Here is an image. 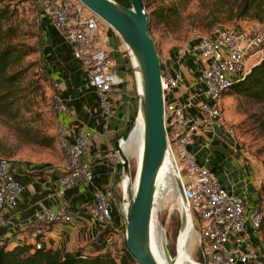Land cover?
I'll return each mask as SVG.
<instances>
[{"label":"built area","instance_id":"obj_1","mask_svg":"<svg viewBox=\"0 0 264 264\" xmlns=\"http://www.w3.org/2000/svg\"><path fill=\"white\" fill-rule=\"evenodd\" d=\"M29 1L37 7L36 15L49 18L72 46L74 58L84 67L87 81L97 93L103 115L106 119H111L115 110L112 94L119 90L124 78L118 73L110 55L109 29H106L104 20L79 0ZM195 41L193 54L207 61V67L196 78L200 94L205 97L199 103V112L203 126L209 130H217L227 124L224 95L234 82L249 73L254 65L252 60L260 56L264 45V28L253 30L216 25L209 35L197 34ZM161 62L163 65L165 60L161 59ZM183 83L182 72L162 71L169 147L191 209L194 230L203 246L205 262L264 264L253 251L243 249L247 242L245 222L248 220L258 231L263 225L264 214L261 207L256 205L249 211L245 198L226 189L215 174L199 164L187 149L188 145L194 143L195 134L201 128L187 113L191 98L198 93L193 94L187 102H166L168 96L174 94ZM52 108L56 119L59 114L69 111L56 91L52 93ZM57 134L59 145L66 156L64 171L57 181V192L63 196L77 184H88L94 179L93 166L86 157L93 132L90 128L83 127L75 140H72L69 127L61 124ZM13 168L10 160L0 158V212L16 204L22 189ZM113 186L98 188L91 206L93 218L106 229L113 226L114 212L121 203L118 204ZM72 219V213L65 206L43 209L38 213L31 231L34 246L43 247L42 239L47 236L53 224L70 223ZM0 224H8V220L2 215ZM88 255L90 254L84 252L81 257Z\"/></svg>","mask_w":264,"mask_h":264},{"label":"crops","instance_id":"obj_2","mask_svg":"<svg viewBox=\"0 0 264 264\" xmlns=\"http://www.w3.org/2000/svg\"><path fill=\"white\" fill-rule=\"evenodd\" d=\"M39 21L44 37V64L53 78L52 93L58 92L69 109L68 113L59 114L57 126L66 124L72 140H75L83 127L92 130L93 139L86 157L93 166L94 179L88 184H77L62 196L57 192V181L64 171L66 161L61 165H14V175L22 189L16 204L0 212L8 220L7 225L0 224V244L6 245L8 249L24 242L34 245L31 231L38 213L47 207L62 205L72 213L73 219L70 223L53 224L47 236L42 239L43 247L62 252L83 250L91 255L103 252L120 254L118 240L123 225L121 210L114 212L113 226L106 229L93 218L91 206L96 190L113 186L120 173L121 163L113 151L114 143L122 136L128 122L138 111V94L129 74L130 58L126 48H123L120 36L113 30H108L110 55L124 82L112 94L114 115L111 119H106L97 93L89 85L84 67L74 58L70 44L49 18L39 16ZM195 45L194 39L188 47L171 50L164 56L162 71H180L184 76V83L171 95V101L187 102L193 94L198 93L191 98L187 113L201 128L195 134L194 143L188 145L187 149L199 164L215 174L226 189L244 197L250 211L257 205L258 198L255 171L250 159L239 152V146L228 124L217 130H209L203 126L198 106L205 97L200 94L196 78L205 70L207 63L203 67L197 62L192 50ZM263 51L261 59L264 58ZM245 227L247 242L243 249L253 251L257 259L264 262L263 235L248 220Z\"/></svg>","mask_w":264,"mask_h":264},{"label":"rangeland","instance_id":"obj_3","mask_svg":"<svg viewBox=\"0 0 264 264\" xmlns=\"http://www.w3.org/2000/svg\"><path fill=\"white\" fill-rule=\"evenodd\" d=\"M143 1L146 12L149 14L150 34L156 43L161 59H165V54L171 50L188 47L197 34L209 35L216 25L237 29L264 28V0H247L246 7H244V0ZM160 10L165 11L166 19L156 17ZM19 11L22 29L19 38L22 37L27 42L32 52L24 58L22 63L24 69L22 86L25 95L22 107L19 110L17 107H12L7 110V114L0 113V158L10 160L13 165L20 164L24 167L46 164L61 165L65 163L66 156L58 142L57 119L52 108L53 78L46 71L44 64V54L41 50L44 45L42 46L39 40L40 36L42 37V28L36 15L37 7L27 0L19 5ZM105 27L113 30L107 23ZM114 32L117 34L116 31ZM123 48H126L124 42ZM262 50H264V45ZM194 56L197 62L204 67L207 61L198 55ZM261 58L262 53L255 57L252 63H257ZM129 63L130 80L136 88L135 74L130 59ZM224 97L225 120L232 129L239 152L248 156L254 168L258 186V205L264 214V100L231 92L226 93ZM172 98L173 96L169 95L166 102H173ZM136 115L137 113L128 122L126 130L134 124ZM35 132L46 136L51 144L45 146L32 141L30 138ZM113 151L121 163L116 148H113ZM129 159L134 176L138 161L136 152H131ZM122 174L121 164L120 173L113 186L118 204L122 201ZM160 193L157 206L158 224L166 232L167 247L173 259H176L179 256V237L184 229L180 230L179 209L181 205L178 201V194L173 190L164 189ZM195 227L197 228L196 224ZM118 241L119 248L122 250L125 244V228L121 230ZM186 257L188 258L187 264L205 262L203 246L196 232L186 251ZM183 261L184 258L181 264Z\"/></svg>","mask_w":264,"mask_h":264},{"label":"water","instance_id":"obj_4","mask_svg":"<svg viewBox=\"0 0 264 264\" xmlns=\"http://www.w3.org/2000/svg\"><path fill=\"white\" fill-rule=\"evenodd\" d=\"M79 1L117 32L126 45L134 70L139 100L136 121L114 143L121 159L122 181L126 179L122 186L120 210L127 249L139 264H160L152 247V225L154 218L158 220L156 205L161 187L158 178L166 158L172 160L176 189L186 211H180V230L188 222V216L193 226V218L176 161L169 147L165 124L162 62L150 34L149 16L142 0H128L130 6L117 0ZM138 75L141 78V90ZM140 119L142 151L133 176L130 159L122 149L121 141L130 137ZM165 255L168 262L173 264L174 257L167 246Z\"/></svg>","mask_w":264,"mask_h":264},{"label":"trees","instance_id":"obj_5","mask_svg":"<svg viewBox=\"0 0 264 264\" xmlns=\"http://www.w3.org/2000/svg\"><path fill=\"white\" fill-rule=\"evenodd\" d=\"M25 1L27 0H0V113L4 114H7V110L12 107H17L19 110L25 99L22 86L24 78L22 63L24 58L32 52L27 42L22 37L19 38L22 31L19 5ZM117 1L130 6L128 0ZM244 1V7H246L247 0ZM37 17L39 19L38 15ZM156 17L166 19L167 14L164 10H160ZM40 27L42 28L41 23ZM39 40L43 46V34ZM41 50L44 54V47ZM228 92L264 100V58L254 65L243 79L234 82L226 93ZM30 139L45 146L51 144V141L39 132L33 133ZM263 227L264 222L259 229L262 235ZM83 253V250L62 252L53 248H36L27 242L12 249L0 244V264H139L125 244L120 254L103 252L83 258L81 257Z\"/></svg>","mask_w":264,"mask_h":264},{"label":"bare ground","instance_id":"obj_6","mask_svg":"<svg viewBox=\"0 0 264 264\" xmlns=\"http://www.w3.org/2000/svg\"><path fill=\"white\" fill-rule=\"evenodd\" d=\"M139 78V87L141 88V78L140 75H138ZM142 119L137 121L136 126L132 130V133L130 137L127 140L121 141V147L124 150L125 154L129 157L131 152H136L138 161L141 155L142 151ZM159 181H161V187L160 191L165 190H173L174 193L178 194V201L180 202L181 209L179 211L186 212L185 208L183 207V203L179 197V193L176 189V182H175V174L173 172V164L172 160L169 158H166L160 173H159ZM126 179L122 181V185H124V182ZM161 194V193H160ZM161 196V195H159ZM158 206V201L156 208ZM155 217V215H154ZM164 229L161 228V226L158 224V220L154 218L153 225H152V247L154 250V253L160 262V264H172L168 262L166 255H165V247L167 246V240H166V232L163 231ZM165 232V234H164ZM194 229L190 220V216H188V222L186 223L183 231L180 234L179 237V243H178V250H179V256L178 258L174 259L173 264H181V261L184 258V261L182 264H187L186 260L188 259L186 257V251L191 244V240L194 235ZM185 252V253H184Z\"/></svg>","mask_w":264,"mask_h":264}]
</instances>
